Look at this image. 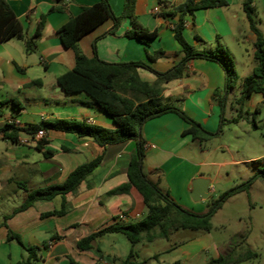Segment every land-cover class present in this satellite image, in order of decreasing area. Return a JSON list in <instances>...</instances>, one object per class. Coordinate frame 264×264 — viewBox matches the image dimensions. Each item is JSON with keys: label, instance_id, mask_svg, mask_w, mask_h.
I'll return each mask as SVG.
<instances>
[{"label": "crops", "instance_id": "crops-1", "mask_svg": "<svg viewBox=\"0 0 264 264\" xmlns=\"http://www.w3.org/2000/svg\"><path fill=\"white\" fill-rule=\"evenodd\" d=\"M7 1L22 23L27 39L35 33L41 16L48 14L53 6H63L65 9L48 14L42 36L36 41V47L31 53H27L24 40L0 42V103L16 101L1 108L0 126L13 122L18 127L27 128L58 119H73L116 130L114 120L92 98L85 93L67 94L58 83L61 75L75 67L76 54L74 50L62 45L57 32L71 17L80 14L84 7L92 6L99 0ZM186 1L137 0L135 14L138 20L150 31L158 32V37L148 46L126 36V32L131 29V22L126 19L113 35L107 34L113 22L106 21L84 36L77 47L83 55L91 58L94 56L93 43L96 41L97 56L102 61H144L155 70L165 72L183 57L178 53L174 38V24L179 15L172 16L171 13ZM225 1V6L188 14L185 19V38L197 50H216L217 46L222 45L230 50L235 60L233 49L239 47L247 52L249 58H254L257 37L250 28L244 6L249 3L253 9L255 25L264 36V21L260 18L264 0ZM110 3L114 13L121 15L124 0H110ZM158 51H163L164 55L154 62L149 61L148 54L154 55ZM187 71L190 73L188 76L163 86V96L206 130L214 132L220 123L219 101L225 95V72L217 63L200 59L189 61ZM138 74L149 83L155 82L157 78L144 68H139ZM250 102L264 103L263 96L254 94L246 104ZM17 103L20 107H17ZM254 105L256 111L258 107ZM188 127L179 116L168 113L145 123L142 134L147 144L144 164L148 160L152 165L150 178L158 181L160 187L168 191L179 205L193 209L194 202L208 205L212 194L216 192L213 189L209 198L194 200L191 196L194 180L208 178L214 188H219V184L215 176L203 172V167L208 164L207 154L213 153V150L203 147V143L193 140L191 135H185ZM45 132L46 135L41 139L36 137V133L23 134L20 140H28L27 144L20 141L13 144L0 136V199L19 195L22 204L27 191L61 185L76 168L93 161L99 155L103 157L102 162L81 184L78 192L67 197L69 211L63 216H42L60 210L61 197L50 202H36L27 210L12 216L9 215L21 204L10 206L9 210H0V264H18L28 257L21 246L14 241H7L8 230L19 235L26 246L39 247L40 259L35 264H109L102 252H99L97 244L103 237L97 239L92 251H80L77 242L115 223L121 214L129 218V223L143 216L145 203L135 188L128 194H107L128 181L127 168L136 152V143L129 140L101 147L90 138L50 130ZM45 151H52V156L45 157ZM226 164L221 160L209 163L215 167ZM19 183L26 188L20 187ZM7 216L6 227L3 223ZM177 233L174 232L168 241ZM117 239L114 237V240ZM178 241L179 244L174 243L172 248L164 252L179 250L181 256L167 261L157 253L148 260L156 264H196L197 252L181 241V238ZM229 248L230 244L218 247L217 256H206L201 263L208 264L211 258L219 257ZM148 260L140 259L137 255V262L149 264ZM116 261L118 258L115 257Z\"/></svg>", "mask_w": 264, "mask_h": 264}, {"label": "trees", "instance_id": "trees-1", "mask_svg": "<svg viewBox=\"0 0 264 264\" xmlns=\"http://www.w3.org/2000/svg\"><path fill=\"white\" fill-rule=\"evenodd\" d=\"M136 2L137 0H124L123 11L121 15L117 16L111 7L110 0H99L98 3L92 6L84 7L80 14L71 17L57 32L62 45L67 49L74 50L76 54L75 67L58 78L59 85L67 94L85 93L92 98L94 103L114 120L117 125L116 130L111 131L73 119H58L43 123L41 126L27 128L18 127L13 122L0 126V136L13 144H18L23 134L33 135L40 130L70 133L80 138H90L101 147L129 140L136 143V152L131 157L127 168L128 181L107 194L109 196L128 194L132 188H135L143 197L147 207L146 215L141 220L130 223L119 222L116 219L115 223L105 226L77 242V248L80 251H92L97 239L105 235H124L130 242L131 248L127 257L116 261L115 264H147L146 262H137L138 253L135 246L139 243H152L157 239L169 240L174 232L180 230L210 232L212 218L223 205L235 195L243 192L249 193L253 183L260 177L264 178V173L261 171L255 173L242 184L221 193L217 199L211 200L205 213L197 214L179 205L168 191L160 187L158 181H153L145 174L143 165L147 144L142 134L144 124L165 114L174 113L189 125L184 134L191 135L193 140L205 143L216 139L221 136L227 123L225 109L228 97L240 79L235 68L234 57L227 47L219 45L216 50H197L187 41L184 35L185 19L188 14H193L197 10L225 6L227 5L225 0H187L185 4L172 11V16L179 15L177 22L174 24V38L178 46V53H181L183 57L165 72L155 70L149 63L144 61L124 63L102 61L97 56L96 41L93 43V57L88 58L79 51L78 42L109 20L113 22V26L107 34H115L122 22L128 19L131 22V29L126 32L128 38L134 39L145 46L155 40L158 37V32L150 31L138 20L135 14ZM244 7L250 28L257 37L254 44L255 67L253 75L241 82L240 97L237 100L239 105L238 116L230 120L232 122H238L241 119L246 102L254 94H261L264 102V36L255 25L252 18L253 9L249 3H246ZM64 9L63 6H53L48 14L55 11H64ZM48 14L41 16L35 33L27 39L23 25L16 17L8 1L0 0V42H7L12 39L24 40L27 53H31L36 47V41L42 36ZM162 55H164V52L158 51L154 55L148 54V58L149 61L154 62ZM196 59L213 61L221 66L225 72V95L219 101L221 107L220 123L218 129L214 132L206 130L183 109L163 96V86L188 76L190 73L187 71V63ZM139 68L154 73L157 77L155 82L143 81L138 74ZM34 84H37V82H34ZM9 102L16 103L14 100ZM9 102L0 103V116L1 108ZM17 107H20L18 103ZM258 112L259 110L256 109L255 113ZM254 126L256 127V122H254ZM52 154V151L44 152V156L47 158ZM102 159V155H99L93 161L82 164L61 185L27 191L26 198L21 206L9 216L27 210L36 202H50L57 197L62 198L61 209L42 216H63L67 214L69 211L67 197L78 192L81 184L101 164ZM19 186L26 188L21 183H19ZM9 216L5 217L3 223L6 227V220ZM247 238L248 235L243 236L239 244L231 246L219 257L211 258L208 264H242L257 259L259 257L257 252L241 248ZM7 241L17 242L28 253V257L18 264H35L39 261V247L26 246L21 237L10 230H8ZM99 252L101 251L99 250Z\"/></svg>", "mask_w": 264, "mask_h": 264}, {"label": "rangeland", "instance_id": "rangeland-1", "mask_svg": "<svg viewBox=\"0 0 264 264\" xmlns=\"http://www.w3.org/2000/svg\"><path fill=\"white\" fill-rule=\"evenodd\" d=\"M262 12L260 18L264 21V9ZM233 50L236 58L235 68L240 80L228 98L225 110L227 123L219 139L203 143V147L213 150V153L207 154L208 164L203 167V172L211 173L219 184V188H215L216 192L212 194L211 200L217 199L219 194L242 184L255 173L259 171L264 173V103L245 104L244 113L239 122L230 121L238 116L237 100L240 97L241 82L253 75V66H255L254 58H249L247 52L239 47H235ZM254 104L258 107V113H255ZM254 122H256V127ZM221 145H224L225 148H219ZM217 148L219 149L215 150ZM213 160H221L227 164L222 167L209 165ZM151 166L148 160L143 166L145 174L149 177L152 175ZM21 202L22 199L19 195L10 199H0V210L5 208L9 210L10 206H19ZM193 206V209L184 208L194 213H205L208 208V205L203 202H194ZM146 213L145 205L143 216L137 221L141 220ZM211 223L210 232L180 230L170 241L157 239L153 243L142 242L137 244L135 250L140 259L148 260L150 256L159 253L163 259L168 261L181 256L179 250H174L171 253L164 252L166 249L172 248L174 243L179 244L178 240L181 238V241L186 242L188 247H192L197 252L198 262L196 264H202L201 262L206 256H217L218 247L225 244L235 246L240 243L243 236L248 235L241 248L251 249L257 252L259 257L242 264H264V178H258L251 186L249 193L243 192L231 197L214 215ZM114 237H118V239L114 240ZM97 244L109 264H115V257L118 260L125 259L131 248L130 242L122 234L105 235ZM148 263L156 264L152 260H148Z\"/></svg>", "mask_w": 264, "mask_h": 264}, {"label": "water", "instance_id": "water-1", "mask_svg": "<svg viewBox=\"0 0 264 264\" xmlns=\"http://www.w3.org/2000/svg\"><path fill=\"white\" fill-rule=\"evenodd\" d=\"M214 187L211 185L210 179L198 178L193 181L191 196L194 200L207 199L211 196Z\"/></svg>", "mask_w": 264, "mask_h": 264}, {"label": "built area", "instance_id": "built-area-1", "mask_svg": "<svg viewBox=\"0 0 264 264\" xmlns=\"http://www.w3.org/2000/svg\"><path fill=\"white\" fill-rule=\"evenodd\" d=\"M157 10V9H156ZM46 135V132L44 130H40L36 133V137L38 139H41L42 137H44ZM36 140V139H34ZM21 143L23 144H27L29 143L28 140H20ZM138 218L140 217L139 215L137 216ZM117 221L119 222H124V223H128L129 222V218L125 215V214H121L119 215V217L117 218Z\"/></svg>", "mask_w": 264, "mask_h": 264}]
</instances>
